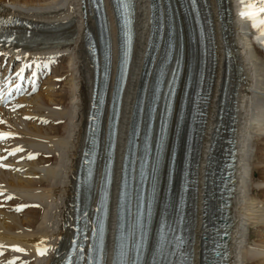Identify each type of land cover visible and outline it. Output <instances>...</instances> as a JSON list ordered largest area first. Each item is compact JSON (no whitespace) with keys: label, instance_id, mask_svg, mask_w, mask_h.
Instances as JSON below:
<instances>
[{"label":"bare ground","instance_id":"obj_1","mask_svg":"<svg viewBox=\"0 0 264 264\" xmlns=\"http://www.w3.org/2000/svg\"><path fill=\"white\" fill-rule=\"evenodd\" d=\"M170 1L179 4L178 0ZM58 2L59 0H0V13L7 14L6 22L16 26L19 40L18 43L7 42L4 47L0 46V50L12 52L11 59H20L18 65L21 67L23 64H33L36 67L42 65L41 68L49 71L47 68L51 69L54 59L57 58L58 62V58H64L65 64L68 61L67 65L52 66L54 76L49 79L46 77L43 86L45 89L42 87L36 94L22 101L23 108L16 112L0 109V133L8 134V140L2 144V148H6V151L22 149L18 151L15 159L10 158L0 165V192H3L6 199L11 198L0 208V264H61L75 234L77 195H80L82 203L91 209L92 214L99 211L102 203L103 175L109 159L106 135H101L98 140L100 157L97 158L93 176L86 178L88 172L82 167L95 77V66L85 29L90 28L97 33V26L87 0L84 3L83 0H63L62 5H57ZM104 2L113 47L112 79L103 122V129L106 130L119 65L120 36L113 4L111 0ZM150 3L151 0H137V39L124 91L108 202L110 220L104 253L106 264H112L115 251L118 199L134 106L141 89L147 87L151 81L149 78L143 84L141 78L146 40L151 31ZM209 6L216 29L217 77L211 101L213 112L209 116L204 136V141L209 139L203 146L206 152L203 150L205 153L201 160L195 222L191 221V264H204L201 258L207 248L204 235L208 232L204 227L208 211L205 201L209 197L206 178L208 162L214 153L211 150L212 142L217 127L221 128L218 126V94L222 95L227 78L232 103L225 124L229 126L231 122L235 123L236 130L233 134L237 157L241 156L240 161L244 162L246 173H250L247 183L240 172L241 168L237 170L240 172L239 181L243 184L242 197L240 199L237 191L239 189H236L231 206L233 216L228 258L231 264H242L245 261H248L247 264H264V120L255 123L250 117L255 99L264 93V54L256 46L257 43L264 47V0H209ZM170 11L176 26L181 9L177 5ZM238 11H241L239 16ZM183 25L185 26L184 23ZM62 37H65L63 41ZM11 46L12 49L9 48ZM250 48H254L257 57L252 56L260 63L255 64L252 59H245ZM231 67L240 71L238 78L231 71ZM59 68L64 70L63 73ZM65 73L68 76L62 83L68 87L54 89L58 84V77ZM148 92L149 90L146 94ZM257 105H261L264 111V102ZM218 106L220 107L219 101ZM145 118L144 116L143 120ZM146 132L147 130L143 131L137 138L135 160L144 149ZM150 137L155 141L156 133H150ZM251 137L256 138L259 150L255 166L253 163L256 157L251 159ZM150 144L149 150L153 149L151 140ZM30 155L34 158L29 159ZM80 170L82 179L78 178ZM157 176L151 216L145 220L143 227L146 236L143 247L146 252L141 257L140 264H152L153 261L150 262L148 257L149 250H153L154 259L159 264L161 255L157 249L166 245V238L160 227H155V223L162 225L169 218L168 211L159 212L160 196L163 197L161 193L166 189V184L162 172L157 173ZM20 206H24V209L17 210ZM131 211H134L133 197ZM193 215L192 206L191 217ZM255 223H261L255 231L259 239H253L254 235L246 231L247 224Z\"/></svg>","mask_w":264,"mask_h":264},{"label":"snow or ice","instance_id":"obj_2","mask_svg":"<svg viewBox=\"0 0 264 264\" xmlns=\"http://www.w3.org/2000/svg\"><path fill=\"white\" fill-rule=\"evenodd\" d=\"M175 76V72L173 73ZM19 87V86H18ZM33 90H35L36 85L33 83L32 85ZM172 91L171 84L169 86V92ZM170 105L168 104V94H165V108H169ZM165 131V124L162 117L161 120V134H163ZM151 132V125L148 127V131L145 134V140H144V152L145 155L141 157V171H140V177H141V184L147 183L148 176L146 174V165L148 164L147 156L149 155V147H148V140ZM8 134L0 133V139H3ZM157 158L156 163L153 164L152 167V179H153V192L148 197V208H149V216H151V208H152V196L155 194V183L158 179L157 173H158V167H159V154L162 151V146L159 141L157 140ZM22 149H17L16 151H21ZM14 154V153H13ZM34 158L33 156H29V159ZM125 186H127V180L125 179ZM144 205V196H143V190L141 188H137V203H136V212L133 213L131 211V206L129 207V219L127 223L128 232L126 235L122 234L120 238V243L118 245V261L117 264H140L141 261V249L142 245L146 239L145 232L143 230V224H142V209ZM17 210H20L19 208ZM137 228L140 229L139 238L137 239L136 230ZM123 229V225H122ZM102 231H103V225H102ZM173 232V239L175 240V244L172 245V251L170 255H175L176 250L180 249V245L183 243L182 238L175 235V230H171ZM16 251H22V249H14ZM161 252V260L159 261V264H174L173 261L168 260L166 256L163 254V248H160ZM129 253H134V256H129ZM43 254V253H41ZM125 256H129V260L125 261L123 258ZM11 264V262H10ZM91 264V262H90ZM152 264H157V261L153 259Z\"/></svg>","mask_w":264,"mask_h":264},{"label":"rangeland","instance_id":"obj_3","mask_svg":"<svg viewBox=\"0 0 264 264\" xmlns=\"http://www.w3.org/2000/svg\"><path fill=\"white\" fill-rule=\"evenodd\" d=\"M147 13L149 14V12H148V9H147ZM142 57L143 56H141V59H142ZM57 59V58H56ZM56 59H54V61H52V65H51V69H52V75L54 74L53 73V67L55 66V67H57L58 65L60 66V65H67V63H68V59L66 60L67 61V63L65 64V60H64V58L63 59H61L60 60V58H58L59 60H58V62H57V60ZM56 60V61H55ZM64 60V61H63ZM64 62V63H63ZM62 63V64H61ZM53 66V67H52ZM40 67H42V65L40 66ZM48 67V66H47ZM46 67V68H47ZM47 69H50V67H48ZM60 69V68H59ZM58 69V70H59ZM60 71L63 73V69L61 70L60 69ZM56 73H58V71L56 72ZM52 75H51V77H52ZM54 76V75H53ZM68 76V74L66 75V73L65 74H63L61 77H58V84L54 87V89H57V88H59V89H62L64 86L67 88L68 87V85L66 84L65 85V83H62V82H65V80H66V77ZM50 77V78H51ZM70 77V76H69ZM217 77V76H216ZM49 78V77H48ZM47 80V78L44 80V82H43V85H42V87L44 86V84H45V81ZM216 81V80H215ZM217 83V82H216ZM62 87V88H61ZM215 87V86H214ZM42 89H45V87H43ZM221 93H219L218 94V96H219V98H218V100H217V107L219 108V106H218V101L220 102V97H221V95H220ZM74 93H73V98H74ZM212 107H210V110H211V112H210V114L213 112V105H211ZM216 107V108H217ZM219 110V109H218ZM210 118V117H209ZM215 127V126H214ZM209 139V138H208ZM208 139H205V141L206 140H208ZM255 140V141H254ZM251 143H252V145H253V147H252V152L253 153H251V159L254 157H256V159L254 160L255 162L253 163V165L255 166L256 165V163L258 162V160H257V154L259 153V150L257 149V145H256V138L255 137H251ZM253 143H255V144H253ZM205 152H206V150H205ZM205 152H203V154L205 153ZM253 160V159H252ZM259 165V164H258ZM201 166H202V164H201ZM260 166H261V164H260ZM248 183V182H247ZM245 194V192L243 193V201H244V195ZM247 198L248 199H250V196H247ZM247 199V200H248ZM237 204H238V202H237ZM259 215L260 214H262V213H258ZM258 218V217H257ZM252 221H255V219L254 220H252ZM261 223H255V224H247L248 225V227H246L247 229H246V231H247V233L249 234H252V235H254V237H253V239H259V237L258 236H256L255 234V231H256V227L258 226V225H260ZM236 253H237V251H236ZM247 262L248 261H245L244 263H242V264H247Z\"/></svg>","mask_w":264,"mask_h":264}]
</instances>
